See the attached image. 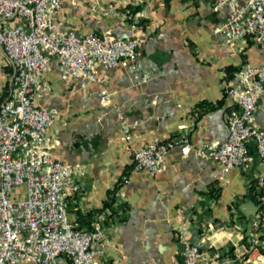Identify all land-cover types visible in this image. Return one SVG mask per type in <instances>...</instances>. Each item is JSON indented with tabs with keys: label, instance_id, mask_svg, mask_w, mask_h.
<instances>
[{
	"label": "crops",
	"instance_id": "obj_1",
	"mask_svg": "<svg viewBox=\"0 0 264 264\" xmlns=\"http://www.w3.org/2000/svg\"><path fill=\"white\" fill-rule=\"evenodd\" d=\"M108 1L141 15L138 33L145 40L136 58L100 66L106 80L84 86L63 78L64 67L52 59L43 74L50 89L36 99L40 106L58 108L46 132L49 153L85 170L80 190L68 198L69 220L87 227L102 217L111 241L97 264H179L180 233L220 264H264V221L262 244L246 242L252 221L264 217L249 191L260 169L256 153L242 172L173 146L155 172L129 170L111 211L103 209L110 189L132 164L118 112L126 122L137 120L131 129L134 149L155 136L175 138L184 130L193 144L222 141L234 106L224 84L237 77L244 62L264 61L262 45L252 36L228 43L215 29L226 8L214 6V0ZM54 18L77 32L110 30L126 36L131 31L118 16L93 14L86 4L65 2ZM11 76L12 65L0 49V101L8 95ZM102 87L109 91L107 104L98 100ZM254 116L257 125L264 124V92ZM55 264L71 262L60 255Z\"/></svg>",
	"mask_w": 264,
	"mask_h": 264
},
{
	"label": "built area",
	"instance_id": "obj_2",
	"mask_svg": "<svg viewBox=\"0 0 264 264\" xmlns=\"http://www.w3.org/2000/svg\"><path fill=\"white\" fill-rule=\"evenodd\" d=\"M67 2L86 4L100 16L116 15L125 21L130 33L119 36L110 30L77 32L60 26L55 11ZM225 7L226 17L216 30L232 43L236 38L252 36L264 54V0H214ZM141 15L130 6L117 7L108 0H0V49L12 65L8 95L0 101V264L32 260L34 264H55L64 255L71 264H97L110 244L102 217L89 226L68 218V198L80 190L79 177L85 170L53 157L48 151L46 132L54 122L58 108L40 106L36 99L50 89L43 74L50 61L63 67L62 77L104 82L99 67L127 64L136 58L144 33H138ZM234 106L226 117L227 135L222 141L191 142L188 131L177 137L153 140L136 149L130 146L131 129L137 120L126 122L118 112L121 130L132 155L129 170L153 173L164 155L178 146L183 153L216 160L223 169L247 172L253 161L249 144H255L260 159L256 186L264 188V124L257 125L254 112L264 92V61L244 62L234 80L224 84ZM101 104L110 102L106 87L99 90ZM264 202V189L260 195ZM106 212L111 206H104ZM264 217L254 219L249 233L250 245L258 247ZM182 262L179 264H220L205 256L199 246L179 234Z\"/></svg>",
	"mask_w": 264,
	"mask_h": 264
},
{
	"label": "trees",
	"instance_id": "obj_3",
	"mask_svg": "<svg viewBox=\"0 0 264 264\" xmlns=\"http://www.w3.org/2000/svg\"><path fill=\"white\" fill-rule=\"evenodd\" d=\"M132 9L135 10V8H133V7H132ZM249 147H250V151L252 153H256L257 154L256 148H255V144L253 142H251L249 144ZM122 174L118 177L117 181L114 183L113 187L110 189V191L108 193V196H107V199L104 202V206H107V205L108 206H111V207L113 206L112 204L115 201V192L117 190V187L123 182V180H122ZM263 189L264 188H258L256 186V178H252L251 179V185H250V190H249L250 191V197L256 202V204L258 205V208L259 209L264 208V202L260 198V195L263 192ZM262 237H263V235L262 234H259V239L260 240L262 239ZM246 239H247L246 242L250 244L249 236H247Z\"/></svg>",
	"mask_w": 264,
	"mask_h": 264
}]
</instances>
